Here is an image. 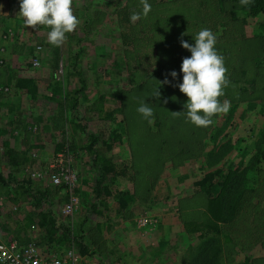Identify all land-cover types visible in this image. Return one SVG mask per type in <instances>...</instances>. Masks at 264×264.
I'll list each match as a JSON object with an SVG mask.
<instances>
[{"label": "rangeland", "instance_id": "374dc122", "mask_svg": "<svg viewBox=\"0 0 264 264\" xmlns=\"http://www.w3.org/2000/svg\"><path fill=\"white\" fill-rule=\"evenodd\" d=\"M132 1L73 0L80 24L56 47L48 42L50 27L35 30L24 25L20 0H0V172L7 179L17 176L9 180L15 199L3 192L7 185L0 186V239L32 240L41 249L74 247L87 264H200L205 257L206 230L192 226L203 221L206 198L194 193V181L221 165H235L247 149L264 152V88L252 96L238 89L244 81L236 76L248 66L233 56L235 52L227 54L237 66L226 65L230 83L219 98L221 103L229 101L230 108L213 116L208 127H198L187 117L188 97L178 85L159 89V98L153 97L158 87L148 88L146 80L154 74L168 77L176 71L182 79V60L191 56L180 43L188 38L177 33L176 27L166 41L163 30L169 11L173 26L189 19L196 27L206 13L194 10L197 15L192 17L186 12L191 8L184 7L186 11L174 15L168 0H153L144 17L142 8H129ZM202 1L210 5L209 18L218 17L212 21L216 27L232 34L230 44L240 41L236 47L243 54L254 50L257 67H248L247 74H255L264 86V35L252 40L257 31L264 33L259 17L243 21L240 12L241 19L233 25L237 20L231 17L228 1L222 6L219 0ZM134 12L141 14L136 22L130 19ZM125 30L127 38L139 40L126 43ZM170 55L179 62L162 68ZM18 76L35 79L36 91L18 88ZM167 79L171 83L172 78ZM141 102L154 110L149 124L156 134L155 142L144 148L131 144L133 127L148 123L137 111ZM172 112L181 113L174 116ZM160 119L164 120L156 122ZM173 122L181 126L171 132ZM114 129L122 138L111 148L104 144L97 148L114 162L118 173L98 183L96 152L88 147L90 132L111 140ZM217 129L220 138L228 137L233 147L214 163L217 158L214 152L209 154L213 146L209 134ZM43 135L46 140H37ZM5 141L16 150H27L28 159L17 166L10 164ZM59 143L62 149L57 152ZM64 164L76 173L72 188L52 181ZM258 169L256 176L252 173L253 187L244 191L236 217L221 224L233 240L221 244L217 264H264V164ZM72 196L78 199L76 209L65 214L63 209ZM29 212L36 228L17 236ZM44 214L55 216L62 227L57 238L69 229L71 242L46 239L45 225L38 224ZM210 231L223 239L220 231ZM81 239L88 247L85 253L80 251Z\"/></svg>", "mask_w": 264, "mask_h": 264}, {"label": "trees", "instance_id": "16d2710c", "mask_svg": "<svg viewBox=\"0 0 264 264\" xmlns=\"http://www.w3.org/2000/svg\"><path fill=\"white\" fill-rule=\"evenodd\" d=\"M154 2L153 0H147V2L151 5ZM167 1V0H165ZM225 1L229 2L230 5V12L231 17L234 20H237V22L233 23V25H236L238 21L241 19L240 12L243 13V21H246V17H252L256 18L259 17V21L261 22L262 28H264V0H254V2L248 6V7H242L240 5V0H219L222 4L225 3ZM130 2H133L130 0ZM156 2V0H155ZM163 2L160 1V3ZM170 2V5L168 7H172L173 14L180 13L181 10L186 11L184 7L191 8V11H186L188 14L192 15V17H196L197 10L204 11L203 13H206V15L203 16V18H200V20L196 21V27L193 24H189V19L182 20L178 22L177 24L172 25V13L169 11V16L166 17L167 25H165L163 33L166 38V41L169 42L167 39H170L171 33H177L180 32V34L185 39H187L188 43L195 44V37L201 31L202 29H210L219 39L215 48L218 52V54L222 55L224 58L225 67H232L235 68L237 65H234V62L231 60L234 57H237L238 60H242L246 63V65L250 68H256L257 67V61H256V54L253 55V49H249L246 51V54H243L242 50L237 48L236 46L240 43V41L233 40L235 44H232L233 41L230 44L229 38H231L232 34L226 30L225 34L222 33V30L219 27H216L214 21V18H218L216 15H212V17L209 18V10L210 5H203L204 2L202 0H168ZM141 0H134V3L129 5L130 9H141L143 10V6H141ZM184 4V5H183ZM132 5V6H131ZM140 6V7H139ZM159 6V5H158ZM229 8V9H230ZM224 10V8H222ZM159 8L156 9L158 11ZM220 10V9H219ZM157 13V12H156ZM155 13V14H156ZM209 14V15H208ZM261 18V19H260ZM192 21V20H191ZM213 23V24H212ZM215 25V26H214ZM224 25V24H223ZM176 27V30H172ZM195 27V28H194ZM194 28V29H193ZM123 31V37L126 38V43H130V41H138L139 38L132 39V37L127 38V33ZM256 36L252 38V40H255L256 37L260 35H264L263 30L257 31ZM143 40V38L141 39ZM178 45H176L177 47ZM245 47V46H243ZM242 47V48H243ZM244 50V48H243ZM235 52V55L232 57H228L227 54H230ZM189 52V51H188ZM174 55V54H172ZM244 55H247V59L244 58ZM168 56L167 59L162 64V68H167V66L171 67L172 65L177 64L179 61L176 58ZM262 58L261 60H263ZM228 60V61H227ZM231 61V62H230ZM228 63V64H227ZM71 64H76V61L71 62ZM248 67L246 69H243L239 75L236 76V79L244 81V84H239V90L242 92L246 91L252 96V93L258 90L259 88L263 89L264 86L258 81L257 76L254 74V76H249L247 74ZM262 67V66H261ZM264 66L262 67V69ZM244 74L246 76L240 77V75ZM181 76V75H180ZM180 76L177 75L176 78H173L171 75L168 77H171V83L170 84H159V82L164 81L166 77L156 75L154 74L152 77H150L148 80H146V83H148L149 89H155L159 88L160 90L165 89L166 87H174L176 85H179L183 82V78L180 79ZM167 77V78H168ZM179 79V80H178ZM236 80V81H238ZM235 81V80H234ZM235 81V82H236ZM260 83V84H259ZM15 85L18 88L24 89L28 88V92H35L36 91V82L35 79L31 77H22L18 76ZM54 92H58V89L53 88ZM164 119L157 120L156 122L161 123ZM141 122V121H140ZM139 122V123H140ZM174 128L172 127L170 129L171 132L176 131V128L178 126H181V123L178 124V122H173ZM135 125V124H134ZM186 127V125H185ZM134 131L133 139H131V144L133 146H143L147 147L150 146V144H153L155 142L154 137L156 134H154V131H152V126L145 121L142 122L141 126H135L132 129ZM114 131V132H113ZM220 130L217 129L214 133L209 134V141L212 142L213 146L210 149L209 154L215 153L216 160L213 162L216 163L220 161L233 147V144L231 143V140L227 137L226 140H222L219 136ZM227 134V133H226ZM222 135L221 137H224ZM226 137V136H225ZM122 135L117 132L116 129L112 130V136L111 140L107 139L105 135H100L96 132H90V144L88 147L92 149L94 152H96L94 157V166L97 168L99 173L97 174L98 183H100L102 180H106L108 178H112L117 175L118 171L116 170V165L114 162L108 158V156L104 155L101 152H98L97 145L98 144H104L106 148H111L113 146V143L117 139H121ZM5 155L8 158V162L14 166H17L19 164H22V160L28 159L27 157V150H16L13 146H11L10 142L5 141ZM63 146V143H62ZM61 144L59 143L56 151H60ZM67 150H70L69 148ZM21 156V157H20ZM264 152L260 151L259 149L256 150H246L243 154L242 159H240L235 165L232 166L229 165H221L213 170H209L204 173L203 176L197 178L194 181L193 191L194 193H202V195L206 198V207H205V216L202 222H193V229L203 228L206 231H203L206 233V250H205V257L201 259L200 264H217L220 260L219 253L221 251V244L225 241L227 244L228 242H231L233 240L231 234L229 232H225L221 229V224L224 222L233 221L236 217V214L238 213V209L241 203V197L243 196V193L246 189H252V173L254 176H256L257 171L259 172V169L264 163ZM21 158V159H20ZM246 159V160H245ZM253 176V178H255ZM17 176L15 174H11L9 178L7 179L1 172H0V186L7 185V188H4L3 192H5L8 197L15 199L14 195H11V193H14L13 191H10V182L9 180H14ZM102 181V182H103ZM64 185V184H62ZM9 186V188H8ZM107 189V188H106ZM2 189H0L1 192ZM97 191L100 190L98 187L96 189ZM110 192V189L106 190ZM18 195V194H17ZM125 205V204H124ZM92 207L96 209L95 204H92ZM26 221L24 224H21L20 227L16 230L17 236H20L21 233L26 234L27 229H30L33 225H35L36 221L34 220V217L32 215V212H29V214L26 216ZM45 225L47 229V236L46 239L48 241H70L71 240V233L67 229L66 231H63L62 234L57 238V234L59 233L60 228H62L59 224L56 223L55 216H49L48 218L43 215V218L40 220V223ZM212 230H218L221 232L223 239L220 237L211 234ZM203 233H201L202 235ZM73 236V235H72ZM30 237L28 240H31ZM71 242V241H70ZM80 243V251L81 253H85L87 251L88 247L85 246L86 242L84 239L79 241Z\"/></svg>", "mask_w": 264, "mask_h": 264}, {"label": "clouds", "instance_id": "9594fccd", "mask_svg": "<svg viewBox=\"0 0 264 264\" xmlns=\"http://www.w3.org/2000/svg\"><path fill=\"white\" fill-rule=\"evenodd\" d=\"M254 0H240L242 7L250 6ZM143 5L142 15L146 17L151 11V5L147 0H141ZM73 0H20V15L24 18L25 26L37 29L38 26H48L51 31L48 33V42L60 47L67 39V33H73L80 24V20L74 15ZM141 18L140 13H133L130 17L132 22ZM184 35V34H182ZM195 44H190L183 39L181 46L191 52L190 57L182 60L181 72L183 82L178 85L180 92L188 97L185 107L187 117L198 127H208L213 123L211 119L216 114L226 113L230 108V102L223 103L220 97L224 95V88L230 81L226 77L227 68L224 58L218 54L215 45L216 35L210 29H202L194 38ZM170 75L177 77V72L172 71ZM165 78L159 84H169ZM161 95L157 88L153 97ZM137 111L143 115L151 124L153 122L154 110L147 103L141 102ZM181 112H172L178 116Z\"/></svg>", "mask_w": 264, "mask_h": 264}, {"label": "built area", "instance_id": "2783aa9c", "mask_svg": "<svg viewBox=\"0 0 264 264\" xmlns=\"http://www.w3.org/2000/svg\"><path fill=\"white\" fill-rule=\"evenodd\" d=\"M43 176L42 172H36ZM34 174V175H35ZM56 184H64L67 187H74L77 181L76 173L66 164L60 171L52 176ZM78 199L69 198L63 209L65 214H72L77 206ZM36 228L33 225L30 229ZM0 264H87L85 257L78 253L74 247L60 251L58 249H41L34 241L21 243L18 239H0Z\"/></svg>", "mask_w": 264, "mask_h": 264}, {"label": "crops", "instance_id": "0c3cea01", "mask_svg": "<svg viewBox=\"0 0 264 264\" xmlns=\"http://www.w3.org/2000/svg\"><path fill=\"white\" fill-rule=\"evenodd\" d=\"M46 140L47 139V136H45V135H43L42 137H38V139L37 140Z\"/></svg>", "mask_w": 264, "mask_h": 264}]
</instances>
